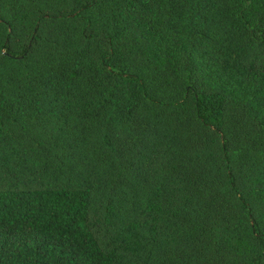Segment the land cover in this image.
I'll return each instance as SVG.
<instances>
[{"label": "trees", "instance_id": "obj_1", "mask_svg": "<svg viewBox=\"0 0 264 264\" xmlns=\"http://www.w3.org/2000/svg\"><path fill=\"white\" fill-rule=\"evenodd\" d=\"M0 264H264V0H0Z\"/></svg>", "mask_w": 264, "mask_h": 264}]
</instances>
